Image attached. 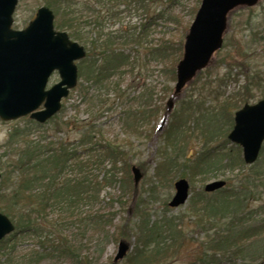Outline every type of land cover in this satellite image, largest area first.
Returning a JSON list of instances; mask_svg holds the SVG:
<instances>
[{"label":"trees","instance_id":"1","mask_svg":"<svg viewBox=\"0 0 264 264\" xmlns=\"http://www.w3.org/2000/svg\"><path fill=\"white\" fill-rule=\"evenodd\" d=\"M178 3L179 0L44 2L55 14V29L66 32L73 41L85 47L87 56L79 63L80 79L84 78V81L95 83L102 89H110L113 86V92L117 93L122 103H125V106L122 104L123 112L120 111L118 118L120 125L126 130L137 129L146 120L154 122L153 113L157 106L154 107L153 92L147 89L143 97L138 98L141 101L138 109L135 110L132 105L127 107L126 94L120 91L121 82L114 79L125 74L126 68L133 64L130 51L136 50L147 51L145 58L158 60L162 65L171 59L172 65L167 71L170 73V81H177L176 67L182 59L184 38L189 26L183 30V38L175 43L164 37L163 32L159 30V24L164 22L165 26L166 23L178 25V17L172 12ZM122 5L129 11L142 13L145 19L134 29L123 27L120 30H110L108 24L122 20L124 13L120 11ZM196 10L193 14L197 13ZM89 58L91 60H88ZM83 63H89L85 73L81 68ZM225 63L229 72L225 74L226 79L221 80L222 86L226 85L227 80L238 81L240 75L245 76V82L241 90L226 96L222 102L216 99L219 108L208 106L205 111L197 109L194 106L196 102L191 98L189 101L181 100L175 114L168 111V105L156 109L166 115L164 129L160 132L163 145L159 150L157 176L164 175L166 181L169 179L173 181L178 176L182 179L187 177L193 185L197 178H204L205 181V178L215 175V172H221L224 177L226 173L239 172V175H236L237 181L233 182L234 186L231 188L228 184L231 183L229 175L224 179H218L227 185L215 193L207 194L202 189L195 194L193 190L195 196L188 206L194 228L192 233L203 237L197 240L200 241V254L193 262L187 264L264 262V221L260 224H251L252 212H248L251 196L258 194L259 189H264V149L260 154L262 162L258 159L246 174L242 172L246 164L242 158L241 148L233 144L229 146L230 141L226 138L234 127L232 111L241 109V106L251 103L256 98L254 87H260L264 76L255 74L251 69H249L251 73L245 72L242 67L246 66L238 64L235 60ZM235 66L240 70V75L232 74L231 69ZM165 91L171 96L170 100L178 98L172 87L169 89L166 87ZM214 94L217 95V92L212 95ZM88 95L84 94V99L87 105L93 107L91 110L95 111L98 106L96 111L99 113L111 109H104L105 95H98L91 101ZM261 98L264 99V93ZM221 116L225 119L227 117L230 121L227 125L224 122V125L228 126L226 128L223 126L224 142L222 146L209 148L208 144L210 145L212 137L222 129L218 128ZM97 121L96 118L86 124L83 138L74 143L67 140L52 141L48 134L34 140L31 139L29 130H15L11 133L10 143L17 142L16 139L23 142L20 148H12L16 151L12 160L3 161L2 158L0 160V203L5 204L4 210L0 207V211L10 218L16 229L0 242V264H20L19 261L23 258H17L15 261L13 256L26 238H31L42 246L43 254L39 255L40 258L56 257L71 260L74 264H91L90 258L83 254L84 245L74 244L64 232L68 225L81 221L85 222L86 226L92 225L97 231L111 226L113 222L106 220L103 215L97 214L98 212L83 218L80 209L82 207L89 209L99 204L103 188L116 183L132 194L131 198L130 195L127 196L129 203H124L122 196L118 198L121 207L137 212L139 220L134 225L135 228L128 223L121 228L122 233L128 237L129 231H132L135 238L133 251L128 256L127 263L165 264L178 256L189 240L196 242L194 238L187 239V232L182 227V218H170L166 215L160 221L152 222L146 205L142 202L141 196L137 195V190L131 182V167L128 162L131 143L115 144L109 141L103 143L99 140L103 136L97 129L99 128L96 125ZM29 123L37 129L43 126L33 120ZM156 125L157 123L154 128ZM192 129L193 132L197 130V137H206L208 144L203 146L200 153L190 154L188 158L183 159ZM120 170H124V173L118 178ZM98 172L103 173L102 178L96 174ZM128 179L130 182L124 184ZM151 191L156 192L153 189ZM150 198L153 199V196ZM101 232L106 233V237L109 235L106 230ZM103 250L101 247L100 255L103 254Z\"/></svg>","mask_w":264,"mask_h":264},{"label":"rangeland","instance_id":"2","mask_svg":"<svg viewBox=\"0 0 264 264\" xmlns=\"http://www.w3.org/2000/svg\"><path fill=\"white\" fill-rule=\"evenodd\" d=\"M19 4L16 8V13L14 15V29L15 30H24L31 23L37 14L38 8L45 6V0H19ZM247 9L245 7H239L231 12L228 19V32L225 34L224 47L214 55L210 67L202 71L200 75H197L195 80L192 81L182 92V94L174 100L173 109L171 112L176 113L179 109V103L181 100L186 99L189 101L191 98L196 102L194 106L197 109H202L205 111L208 106H216L219 108L220 105L216 101L222 102L226 96L233 95L234 92L241 90L245 82V76L240 75V70L236 69V66L231 70L233 75H240L238 81L232 80L229 82L227 80L226 85L222 86L221 80L226 79L225 74L229 72L225 62L236 61L238 64H243L246 67L243 70L245 72L251 73V69L255 74H261L264 76V0ZM200 0H179L176 8L172 11L174 16L178 17V25L173 23L160 22L159 30L163 32L165 38H168L171 41L177 43L183 37V30L193 23L196 13L195 10L199 9ZM196 10V12H197ZM120 11H123L122 20L119 22H112L108 24L110 30L116 29L120 30L123 27L127 29H134L141 23V20L145 19L142 13H136L135 11H129L125 9L122 5ZM188 29V30H189ZM154 30V29H153ZM154 32V31H153ZM188 32V31H187ZM154 36V34H153ZM186 38V35H185ZM184 38V41H185ZM132 56L133 64L130 65L125 74L114 79L121 82L120 91L126 94L127 107L132 105L134 109H138L140 102L139 97H143L145 90L149 89L153 92V101L155 102L154 107H156L153 113L154 119L152 123L149 120L144 121L137 129L126 130L120 125V119L118 118L119 113L123 112L122 104L125 106V103H122L118 99L117 93L113 92V86L110 89H102L95 83H90L84 81V78H81L78 82V86L70 93L69 98L63 101L62 106L64 109L56 116L55 120L49 124H45L42 128H35L31 126L29 121H32L30 118L25 117L19 120H11L10 122L3 121L0 119V160L2 158L5 160H12L15 157L16 151H13L12 148H20L22 145L21 139H16L17 142L10 143V135L15 130H29L31 133V139H39L44 134H48L50 140L61 141L67 140L68 142L74 143L79 141L82 136L85 134L84 128L85 125L90 123L93 119H98L96 125L97 128L102 132V138L99 140L104 142H113L115 144H128L131 143V154L128 160L130 167H137L142 174V179L137 186L134 184V177L131 171V182L134 188L137 190V195H140L142 202L146 205V209L149 211L150 219L153 221H160L164 216L170 218L176 217V219L182 218L183 225L182 227L187 232V239L189 240L186 246L183 248V251L176 255V257L168 260L165 264H187L193 262L196 257L200 254L198 239H202V235L193 234V222L192 217L188 212V206L191 203L192 198L200 190L204 189L208 182H212L218 179H224L231 175V183L229 182V188L234 186V181H237V176L239 172L236 171L235 174L226 173L224 177L221 172H215V175L212 174L208 178H197L190 190V198L184 206L179 208H170L169 202L174 198L175 193L174 183L182 179L181 176L177 178L166 181L165 176L162 177L158 175L160 162L159 150L161 148L162 140H160V132L164 129L165 117L166 115L162 111H156L159 107H166L169 103L171 96L166 94V87H172L173 93L176 82L170 81L169 69L172 65L171 59H169L164 65H162L158 60L153 61V59L145 58L147 51L137 52L136 50L130 51ZM234 59V60H232ZM88 60H91L90 58ZM224 63H223V62ZM89 63H83L81 68L85 73ZM60 81V76L57 72L53 73L49 83L48 88ZM111 86V85H110ZM87 93H86V92ZM217 92V95H212ZM218 92H220L218 94ZM264 93V80H261L260 87H254V94L256 98L250 103L253 104L260 101L261 95ZM84 94H89L88 97L91 100H94L95 97L101 94L105 97L106 103L105 108H111L106 112H97L91 110L92 106L87 105L86 99H84ZM132 99V101H128ZM152 101V102H153ZM185 101V102H186ZM184 102V103H185ZM183 104V103H182ZM126 107V108H127ZM243 106H241L242 108ZM93 109V107H92ZM162 109V108H161ZM175 110V111H174ZM239 109L232 111V117L234 118V113ZM121 111V112H120ZM93 114V116H92ZM173 114V115H174ZM219 126L221 128L216 134L212 137L210 145L206 142V137H197L198 132L193 129L191 130L190 136L188 138V145L183 159L189 157L190 154H198L203 149V146L208 144V147L222 146L223 144V135L225 126L230 123V121L225 119V117H219ZM151 121V119H150ZM157 121V122H156ZM224 122L226 124L224 125ZM157 123V127L154 128ZM193 126V125H192ZM191 126V127H192ZM59 127V128H58ZM32 130H31V129ZM153 128L155 129L153 132ZM223 130V131H222ZM232 132V131H231ZM229 132V134L231 133ZM226 135V138L228 135ZM230 142L229 146H232ZM234 145V144H233ZM227 146V147H229ZM264 149V145L262 147ZM12 150V151H10ZM243 158V153H242ZM262 156L258 161L262 162ZM144 166V167H143ZM120 167L123 168L122 164ZM142 167L144 169H142ZM251 165H246V168L242 172H248ZM132 168V167H131ZM124 173V170H120L118 173V178ZM100 177H103L102 172H98ZM234 175V176H233ZM237 175V176H236ZM126 178V177H125ZM130 180L124 182V184L129 183ZM156 192H152L151 190ZM194 190V193H193ZM212 194V193H207ZM128 195L131 193L129 191L123 190L121 185L116 183L115 185H109L106 188H103L102 194L100 196L99 204L93 206L92 208L82 207L80 212L82 213L83 218L88 214H101L105 217L106 220L112 221L113 224L109 227L101 228L99 231L95 229L92 225L86 226L85 222H74L73 225H68L66 232H64L67 237L76 245L82 244L83 254L90 258L91 264H129L127 263L128 256L132 253L135 238L132 231H129V237L123 234L121 231L122 225L130 224L131 227H134L139 220L137 212L132 211L129 208L121 207L118 202V198L122 196L124 203H129ZM153 196V199L150 197ZM167 204V205H165ZM248 212H252L251 224H260L264 221V189H259L258 194L251 196L250 201L248 202ZM5 204L0 203V207H3L4 210ZM91 211V212H90ZM3 215L4 212L0 211ZM132 229V228H131ZM109 232V235L106 237V233L101 231ZM122 241L126 242L130 246L129 254L122 261L115 262L114 259L118 254V247ZM37 241L32 240L31 238H26L23 240L18 248V251L13 256L14 260L17 261V258H23L19 261L20 264H74L71 260L48 257L40 258L39 255L43 254L42 246L36 243ZM103 243V245H101ZM104 248L103 254L100 255L99 251L101 247ZM238 264H248L247 262L240 261ZM259 264V262L257 263ZM264 264V262L262 263Z\"/></svg>","mask_w":264,"mask_h":264},{"label":"water","instance_id":"3","mask_svg":"<svg viewBox=\"0 0 264 264\" xmlns=\"http://www.w3.org/2000/svg\"><path fill=\"white\" fill-rule=\"evenodd\" d=\"M260 0H201V7L187 34L183 59L178 64L175 94L202 70L208 68L213 55L223 47L231 11L254 7ZM18 0H0V119L10 122L29 116L39 124L46 123L62 109L79 78L78 61L86 57L85 48L70 40L66 32L55 31V15L46 7L39 8L34 20L24 30H14L13 16ZM54 72L60 82L47 90ZM43 107V108H42ZM172 107V103H171ZM42 108V110H41ZM235 125L228 140L242 148L244 162H257L264 144V100L245 104L234 116ZM135 186L142 179L141 171L132 166ZM1 178V174H0ZM170 208H179L189 200L186 179L177 181ZM226 186L215 180L205 186L207 193ZM15 231V225L0 213V241ZM130 250L128 243L119 244L115 262L123 260Z\"/></svg>","mask_w":264,"mask_h":264},{"label":"bare ground","instance_id":"4","mask_svg":"<svg viewBox=\"0 0 264 264\" xmlns=\"http://www.w3.org/2000/svg\"><path fill=\"white\" fill-rule=\"evenodd\" d=\"M174 94H175V91H174ZM228 136H229V135H228ZM227 140H228V137H227ZM228 141H229V140H228ZM230 142H231V141H230ZM231 143H232V142H231ZM260 154H261V153H260ZM243 161H244V158H243ZM245 164H246V162H245ZM246 165H247V164H246ZM248 165H249V164H248ZM170 202H171V201H170ZM170 202H169V203H170ZM168 205H169V204H168ZM4 215H5V214H4ZM6 216H7V215H6ZM7 217H8V216H7ZM8 218H9V217H8ZM9 219H10V218H9ZM10 221H11V220H10ZM11 222H12V221H11ZM13 225H14V224H13ZM15 229H16V225H15ZM14 232H15V231H14ZM14 232H13V233H14ZM10 235H11V234L7 235V237L10 236ZM5 238H6V237H5ZM3 240H5V239H3ZM3 240H2V241H3ZM0 242H1V241H0Z\"/></svg>","mask_w":264,"mask_h":264}]
</instances>
